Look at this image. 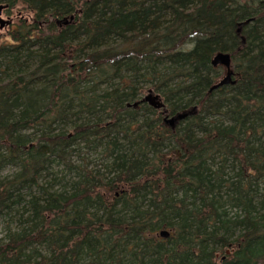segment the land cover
<instances>
[{
  "label": "trees",
  "instance_id": "16d2710c",
  "mask_svg": "<svg viewBox=\"0 0 264 264\" xmlns=\"http://www.w3.org/2000/svg\"><path fill=\"white\" fill-rule=\"evenodd\" d=\"M0 4L30 16L0 38V264H264V0ZM220 52L236 84L209 93ZM148 91L192 113L173 131L146 105L125 110ZM71 111L98 128L71 134ZM80 144L101 149L107 184ZM58 163L85 173L40 186Z\"/></svg>",
  "mask_w": 264,
  "mask_h": 264
},
{
  "label": "bare ground",
  "instance_id": "6f19581e",
  "mask_svg": "<svg viewBox=\"0 0 264 264\" xmlns=\"http://www.w3.org/2000/svg\"><path fill=\"white\" fill-rule=\"evenodd\" d=\"M0 6L4 7V9L2 10V13L0 15V20L4 21V22H10V24H6L3 28H1V24H0V30H4L5 28H8L10 27L11 29L14 28V21L12 19H9L8 21L7 20H4L2 18V15L4 12H7L9 10V7L8 5H5V4H0ZM55 22L56 25H58V27H62V26H68L69 24L73 23L75 21V16H69V17H64L62 19H54L53 20ZM252 22V19H248L247 21H245L243 24H248V23H251ZM13 27V28H12ZM241 27V26H240ZM10 31V30H9ZM241 33V28L238 29V35H240ZM1 37V36H0ZM8 39H9V34H8ZM7 37H1V39H3L5 41V38ZM9 41V40H8ZM242 51L243 53H247L246 51V46H247V39L246 38H243L242 37ZM218 54H227L230 56V68H231V71H232V80L230 81L229 84H225L223 85L222 87L218 88V89H221V88H227L229 86H232V85H235L236 84V80H235V76H236V73L234 72V68H233V59H232V55L230 53H223V52H220ZM216 54V55H218ZM215 55V56H216ZM214 56V57H215ZM213 57V59H214ZM213 59L211 61V65L214 69H222V74L221 76L219 77V79L211 86V88L209 89V93H213V91H215V86H217L216 84H218L220 81L224 80L226 77H227V70L224 68V66L222 65H218V66H214L213 65ZM193 82V80H191ZM232 82H235L234 84H231ZM81 89V92L80 93H83V89ZM216 89V90H218ZM103 90H106L105 87H102L100 88V93L103 91ZM149 92H153V91H148V92H144V93H141V96H143L142 100L140 102H135L133 104H126L125 106V110L126 111H129L130 108H133V109H138L140 106L142 105H146L148 108H150L151 110H153L155 113H156V116L160 115L162 117V120L163 122L166 124V126L168 128H170L171 130L175 131L179 125L185 121L187 119V117L189 116H185L183 119L179 120V119H176L177 117L179 116H183V114L185 113H188V112H192V109L191 110H188L187 112H183V113H177L175 115H171L167 110H166V105L165 103L163 102L162 98L160 97V100H161V103H163V107L162 108H155V107H152L149 103H147L146 101H144L145 97L147 96V94ZM154 93V92H153ZM155 94V93H154ZM140 96V97H141ZM72 112V111H71ZM70 112V116H68V122H70V130L73 129L75 126H82L84 127L87 131L89 129H93L95 128H98V125H99V122L97 121V119H95V117H93L92 115L87 116V114H83V116L81 114H75V113H71ZM90 119V120H89ZM124 120H126V118H124ZM125 122L123 121L122 117L121 116H118L117 120L115 121V126L117 127L118 131H120V136L124 137V134H127V131L123 128ZM63 125V123L61 124ZM95 125V126H94ZM58 132V130L56 131V133ZM71 134H73V130L70 131ZM103 133V132H102ZM112 132L110 131H106L105 134H110ZM126 144H128V142L126 141ZM81 146V153L88 159V161H90V168L93 170V171H99L101 172L100 174L103 176L105 175V177L103 178V182L105 184L108 183V180L110 179V175H109V172H110V168H107V166L109 165V162H104L103 161V158L101 157V155L99 154V152L101 153V149L99 148L97 151H99L98 153L95 154V150H92L91 147H88L86 148L85 144H80ZM127 146H131V144L129 143ZM135 147H137L136 145H132V148L134 149ZM76 159H79L76 157ZM113 159V158H112ZM112 159L110 158L109 160H111L112 162ZM80 160V159H79ZM81 161V160H80ZM77 160L76 164L79 165L81 164V162ZM107 165V166H106ZM78 167V166H77ZM84 167L80 166L79 168H73L71 169V171L73 172V174H70L67 169L65 168V166L63 164H55L53 166V168L49 171V176L47 174V172H45L43 174V176L39 179V185L40 186H44L47 185L48 183H52L53 181L55 180H58V179H66V178H70V180H75V179H78V175L79 174H82V172L85 173L84 171ZM114 175V173H113ZM114 177H119V175H114L112 176V179ZM48 178H49V181H48ZM58 182L56 183H53V189H54V186L57 185ZM66 185V184H65ZM69 186V185H68ZM63 187V186H60L59 189ZM54 191H57L59 192L60 190L58 189H54ZM128 191V188L126 186H122V187H119V189L115 190L114 192V198L115 199H118L120 198L125 192ZM149 206V203L146 204V208H148ZM120 207H121V204L118 205V210H120ZM73 214H72V217L73 215L75 214V211H72ZM118 215H120V213H118ZM14 219L16 218L15 215H13ZM19 219H16V221H18ZM163 232H166L170 235V231L168 230H161L158 234V236L160 238H162L160 236L161 233ZM168 235V237H169ZM237 234L235 235V237H233L232 239L234 240L236 238ZM166 237V238H168ZM166 238H162V239H166ZM227 255L230 254V250L228 249L227 252H226ZM136 261V260H135ZM134 261V262H135Z\"/></svg>",
  "mask_w": 264,
  "mask_h": 264
},
{
  "label": "water",
  "instance_id": "95a60500",
  "mask_svg": "<svg viewBox=\"0 0 264 264\" xmlns=\"http://www.w3.org/2000/svg\"><path fill=\"white\" fill-rule=\"evenodd\" d=\"M4 9V7L0 6V15L2 13V10ZM0 24H1V28H3L6 24H10V22H4L2 20H0ZM213 65L214 66H218V65H222L224 66V68L227 70V77L220 81L218 84H216L217 86H215V90L222 87L223 85L225 84H229L230 81L232 80V71H231V68H230V56L227 55V54H218L214 57L213 59ZM235 82H232L231 84H234ZM144 101H146L147 103H149L152 107H155V108H162L163 107V103H161V100H160V97L156 94H154L153 92H149L147 94V96L145 97ZM192 112H188V113H185L183 114V116H179L177 117L176 119H183L185 116L187 117L188 115H190ZM168 233L166 232H163L160 234V236L162 238H166L168 237Z\"/></svg>",
  "mask_w": 264,
  "mask_h": 264
},
{
  "label": "rangeland",
  "instance_id": "374dc122",
  "mask_svg": "<svg viewBox=\"0 0 264 264\" xmlns=\"http://www.w3.org/2000/svg\"><path fill=\"white\" fill-rule=\"evenodd\" d=\"M23 16H25V15H23ZM2 18L4 20H7V21L9 19H12L14 22L18 18H21L22 20H25L28 22L30 21L29 15H26L25 17H22V15H21V17H20V14L16 10H8L7 12H4L2 15ZM9 30H10V27L5 28L4 30H0V36L1 37H7L9 34ZM8 40H9L8 37L5 38V41H8ZM11 172H12L11 169H7L3 172V174H4V176H6V175L11 174ZM48 181H49V178H48ZM57 182H58V184L54 186V189H59L60 186H64L67 183H68V185H70V178H66L65 180L58 179ZM3 235H4V225H3V223H0V240L3 238Z\"/></svg>",
  "mask_w": 264,
  "mask_h": 264
}]
</instances>
